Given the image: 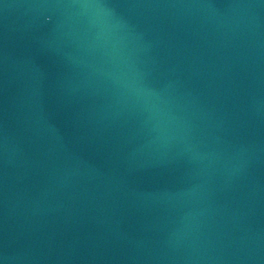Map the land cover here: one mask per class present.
<instances>
[{"label": "water", "instance_id": "1", "mask_svg": "<svg viewBox=\"0 0 264 264\" xmlns=\"http://www.w3.org/2000/svg\"><path fill=\"white\" fill-rule=\"evenodd\" d=\"M0 264H264V0H0Z\"/></svg>", "mask_w": 264, "mask_h": 264}]
</instances>
